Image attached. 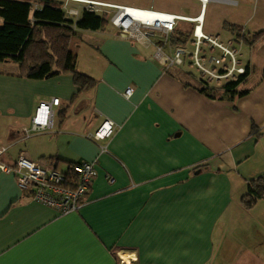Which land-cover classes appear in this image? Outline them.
Segmentation results:
<instances>
[{
    "label": "crops",
    "instance_id": "obj_1",
    "mask_svg": "<svg viewBox=\"0 0 264 264\" xmlns=\"http://www.w3.org/2000/svg\"><path fill=\"white\" fill-rule=\"evenodd\" d=\"M54 1L74 21L86 10L80 1L108 5ZM189 1L194 9L159 1L121 6L183 19L165 48L167 55L176 47L186 51L178 67L161 66L153 46L120 38L115 14L104 28L78 30L70 39L76 70L94 80L88 90L80 91L67 72L35 80L21 76L16 63L0 62L15 64L0 68V165L12 169L20 154L60 170L97 162L85 204L65 215L32 200L12 172L0 169V264H126L123 256L128 264H264V195L249 210L241 203L248 183L264 177V0ZM69 3L83 5L81 11ZM103 9L96 14L108 16ZM198 17L202 34L247 69L237 87L244 95L221 98L236 73L212 79L193 64ZM176 37L184 45L173 44ZM188 57L198 75L184 67ZM199 58L210 70L230 67V58L207 41ZM200 78L210 81L215 98L200 93ZM52 98L59 105L51 130L32 131L39 103ZM105 120L114 133L94 141Z\"/></svg>",
    "mask_w": 264,
    "mask_h": 264
},
{
    "label": "built area",
    "instance_id": "obj_2",
    "mask_svg": "<svg viewBox=\"0 0 264 264\" xmlns=\"http://www.w3.org/2000/svg\"><path fill=\"white\" fill-rule=\"evenodd\" d=\"M205 4L208 0H199ZM86 6V10L91 13L102 12V9L109 7L105 4L80 1ZM117 12L111 19L112 25L117 28L118 35L124 40L137 42L145 47L153 46L155 48L154 59L161 66H181L186 51L181 47H176L171 55L165 53V48L169 44V36L174 31L178 21L183 20L181 17L163 14L147 10H138L140 13L152 12L164 17L162 20H151L144 18L143 15L130 16V20L120 18L119 14L126 7L113 6ZM72 14V13H71ZM197 26L193 30L194 51L192 52L193 64L204 74L212 79L229 78L236 74H243V68H237L233 52L211 40L201 32V18L195 19ZM154 37L161 39V44L156 43ZM203 41L209 42L212 46L222 51V57L230 58V67L225 68V73L205 68L199 58L200 46ZM211 62L215 65L221 64V59L211 58ZM132 94L130 88L123 93L126 99ZM59 105L58 98L45 100L39 103L31 120L32 131L51 130L54 116V108ZM115 131V125L105 120L97 129L92 139L94 141H102ZM5 152L4 147H0V155ZM96 161L83 162L73 165L71 170H60L52 162H34L28 159L24 154H20L12 169H7L4 165H0V169L12 172L15 175L19 188L30 194L32 200L45 206L55 209L60 215L77 212L83 205L85 197L89 191L93 177L96 175ZM71 174V176L69 175Z\"/></svg>",
    "mask_w": 264,
    "mask_h": 264
},
{
    "label": "trees",
    "instance_id": "obj_3",
    "mask_svg": "<svg viewBox=\"0 0 264 264\" xmlns=\"http://www.w3.org/2000/svg\"><path fill=\"white\" fill-rule=\"evenodd\" d=\"M35 3L41 4L42 8L34 10ZM106 17L84 10L74 21L66 18L59 3L54 0H0V62L16 63L21 76L35 80L67 72L80 91L88 90L94 86V80L76 70V58L69 52L68 46L76 31L104 28L108 24ZM179 42L183 43L181 45L185 43L182 37L174 38L173 44ZM225 71V68L218 70L219 74ZM247 72L244 69V73L237 74L235 80L225 83L221 98L233 99L244 95L246 92L237 91V87ZM199 83L202 85L200 93L209 98L218 95L210 87L209 80L200 78ZM76 164L68 168L71 170ZM263 195L264 177H260L248 183L247 194L241 199L242 206L246 210L251 209Z\"/></svg>",
    "mask_w": 264,
    "mask_h": 264
},
{
    "label": "rangeland",
    "instance_id": "obj_4",
    "mask_svg": "<svg viewBox=\"0 0 264 264\" xmlns=\"http://www.w3.org/2000/svg\"><path fill=\"white\" fill-rule=\"evenodd\" d=\"M96 1H100L103 3H108L109 7H105L103 10L105 11H109V15L106 17L107 20L110 18L111 15L115 14L117 12L116 9L112 8L113 6L117 5V6H129V7H138V8H149L151 5H153L154 1H159L161 2L163 5H175V6H179V7H192V9H194L195 4L191 3V1L189 0H96ZM111 4L113 6H111ZM70 7H74V8H78V10L81 11V7L83 5L77 4V3H69ZM107 5V6H108ZM194 7H193V6ZM155 7V6H154ZM197 8V7H196ZM210 8V7H209ZM238 31H240V28H237ZM81 38V36H79ZM154 39L159 42V44H161V39H159L158 37H154ZM246 48L247 45L244 46V48L242 47L239 54L240 56H236L238 59L241 57L242 54L245 55L246 53ZM187 50L188 51H192L193 47L191 45H187ZM204 50L205 47L201 48V56L204 57ZM207 55V54H206ZM213 55V54H209L207 55L206 58L203 59V63L205 65H207L208 62V58ZM200 56V57H201ZM186 65L184 66L185 68H187L189 70V72H192L195 75H198L197 70L195 69V67H193L192 65H190L189 63H192V60L190 59V57H188L185 61ZM8 65H4V64H0L1 65V69L5 70V71H9L15 68V64L14 63H5ZM224 81L220 82L223 83Z\"/></svg>",
    "mask_w": 264,
    "mask_h": 264
},
{
    "label": "bare ground",
    "instance_id": "obj_5",
    "mask_svg": "<svg viewBox=\"0 0 264 264\" xmlns=\"http://www.w3.org/2000/svg\"><path fill=\"white\" fill-rule=\"evenodd\" d=\"M143 15L144 18H150L151 20H162L164 17H162L161 15L159 14H155V13H152V12H143V13H140L139 11H137L136 9H133V8H129L127 7V10H123L121 14H119V17L120 18H126V19H129L130 20V16H136V15ZM122 259L124 260V262L126 264H128V258L127 257H122Z\"/></svg>",
    "mask_w": 264,
    "mask_h": 264
}]
</instances>
